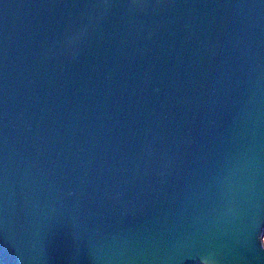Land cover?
Returning <instances> with one entry per match:
<instances>
[{
    "label": "water",
    "instance_id": "water-1",
    "mask_svg": "<svg viewBox=\"0 0 264 264\" xmlns=\"http://www.w3.org/2000/svg\"><path fill=\"white\" fill-rule=\"evenodd\" d=\"M0 264H264V0H0Z\"/></svg>",
    "mask_w": 264,
    "mask_h": 264
}]
</instances>
